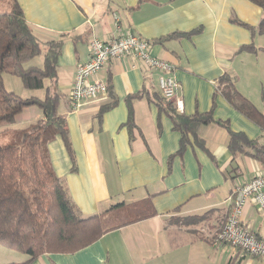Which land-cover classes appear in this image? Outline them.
<instances>
[{"label": "crops", "instance_id": "0c3cea01", "mask_svg": "<svg viewBox=\"0 0 264 264\" xmlns=\"http://www.w3.org/2000/svg\"><path fill=\"white\" fill-rule=\"evenodd\" d=\"M33 32L44 41L63 38L58 57L56 90L74 150V163L61 136L49 144L52 166L84 217L106 214L115 204L151 200L157 215L104 234L74 253L44 254L30 264H264V259L216 241L227 213L228 197L240 179L264 167L249 156L234 159L225 128L212 123L198 135L211 154L188 145L180 154L181 134L149 94L159 91L157 71L140 59H112L94 79L111 85L117 103L98 114L108 95L74 109L69 100L75 73L91 52L93 36L104 40L131 31L153 42L152 53L175 65L178 97L184 113L209 111L216 82L224 73L236 79L239 91L264 113V33L253 34L262 8L251 0H17ZM6 12L10 7L5 9ZM237 19L243 24L234 22ZM191 36L156 40L174 32ZM254 44L255 50L239 49ZM40 56L42 58H40ZM36 56L26 66L43 65ZM5 87L24 97L44 98L45 88L28 89L14 75L4 74ZM49 83V82H48ZM132 98V136L125 124ZM149 93V94H148ZM37 106L25 108L11 125H0L1 138L40 119ZM214 117L250 139L260 128L218 94ZM7 138V139H5ZM73 167L75 169H73ZM235 168V170H233ZM242 221L264 236V215L248 203ZM6 264L28 256L6 249Z\"/></svg>", "mask_w": 264, "mask_h": 264}, {"label": "trees", "instance_id": "16d2710c", "mask_svg": "<svg viewBox=\"0 0 264 264\" xmlns=\"http://www.w3.org/2000/svg\"><path fill=\"white\" fill-rule=\"evenodd\" d=\"M251 1L262 8V16L256 27L246 26L253 34L264 33V0ZM8 7L9 11L0 12V123L14 124L19 114L30 106L39 107L45 118L17 132L7 144H0V246L28 256L25 261L8 264H30L44 254L77 252L108 232L156 216L157 210L148 199L128 205L115 204L106 214L86 217L80 214L66 183L56 174L49 153V144L59 135L75 162L68 126L59 112L60 97L56 90L63 38L52 41L40 39L28 24L17 0H9ZM233 21L243 24L237 19ZM199 31L200 28L174 32L155 42L165 43L170 38L191 36ZM255 49V45L250 44L239 50ZM40 55L43 56L41 67L25 65ZM4 74L19 77L28 89L45 88V97H23L8 90L4 85ZM108 94L112 100L102 106L98 118L117 103L111 85H108ZM218 94L254 122L261 135L250 139L244 132L232 130L228 121L216 119L214 110ZM143 96L145 94L140 92L127 100L129 114L125 124L132 136L138 128L132 98ZM148 96L169 115L173 128L180 132L178 153L182 154L188 145H197L211 154L198 130L201 126L215 123L227 130L228 149L234 159L249 156L264 167V113L239 91L236 79L229 73H224L217 80L212 107L206 112L185 114L178 110L173 100L166 99L160 92Z\"/></svg>", "mask_w": 264, "mask_h": 264}, {"label": "built area", "instance_id": "2783aa9c", "mask_svg": "<svg viewBox=\"0 0 264 264\" xmlns=\"http://www.w3.org/2000/svg\"><path fill=\"white\" fill-rule=\"evenodd\" d=\"M152 45L151 40L131 31L111 40L93 36L90 41V56L78 65L69 93L72 107L78 109L90 100L108 95V84L94 79V76L112 59L132 57L140 59L146 67L159 73L161 95L173 100L178 110L184 112L183 101L178 97L180 82L174 76L175 65L155 56ZM248 203H253L264 215V171L237 181L228 197V213L216 241L264 259V236L242 221L243 209Z\"/></svg>", "mask_w": 264, "mask_h": 264}, {"label": "rangeland", "instance_id": "374dc122", "mask_svg": "<svg viewBox=\"0 0 264 264\" xmlns=\"http://www.w3.org/2000/svg\"><path fill=\"white\" fill-rule=\"evenodd\" d=\"M8 4H9V0H0V12H4V10L8 8ZM40 58H42V57L40 56ZM23 97H24V96H23ZM38 109H39V108H38ZM0 125H4V124H3V123H2V124L0 123ZM2 133H3V132H2ZM2 133L0 132V142H1V141L4 142V139L1 138ZM15 134H16V132L11 131V132H9L7 135H8L9 137L12 136V138H13V137L15 136ZM12 138H11V139H12ZM5 139H7V138H5ZM11 139H10V140H11ZM0 144H7V143H0ZM6 249H8V248H5V247H3V246H0V264H6V263H7V261H6V263H5V260H6V258H7V251H6Z\"/></svg>", "mask_w": 264, "mask_h": 264}]
</instances>
